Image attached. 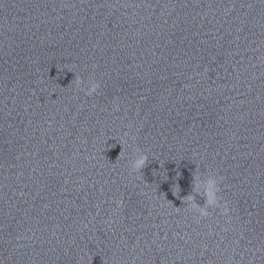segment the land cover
<instances>
[{
    "label": "clouds",
    "instance_id": "9594fccd",
    "mask_svg": "<svg viewBox=\"0 0 264 264\" xmlns=\"http://www.w3.org/2000/svg\"><path fill=\"white\" fill-rule=\"evenodd\" d=\"M75 83H76V86L79 87L83 83V81L81 78L77 77ZM99 87H100V85L97 82H91L89 87L85 90L86 95H89V96L93 95L94 93H96V91L98 90ZM147 160H148V157H147V155L144 154L140 159H138L136 161V167L138 169L142 170L146 166ZM117 203H118V205L122 206L123 201H118ZM208 203L212 206H215V207H221L222 208V214L227 215L229 212V208L227 207L226 203L223 205H221V203L217 204V202L214 198H210ZM199 214H200V217H205V216H208L210 213L208 211L204 210L203 208H200Z\"/></svg>",
    "mask_w": 264,
    "mask_h": 264
}]
</instances>
